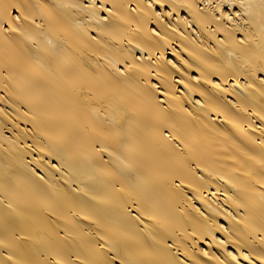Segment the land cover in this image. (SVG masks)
<instances>
[{
  "label": "bare ground",
  "instance_id": "1",
  "mask_svg": "<svg viewBox=\"0 0 264 264\" xmlns=\"http://www.w3.org/2000/svg\"><path fill=\"white\" fill-rule=\"evenodd\" d=\"M0 264H264V0H0Z\"/></svg>",
  "mask_w": 264,
  "mask_h": 264
}]
</instances>
